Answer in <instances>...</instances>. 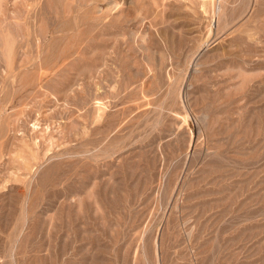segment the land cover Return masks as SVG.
I'll return each mask as SVG.
<instances>
[{
	"label": "rangeland",
	"instance_id": "obj_1",
	"mask_svg": "<svg viewBox=\"0 0 264 264\" xmlns=\"http://www.w3.org/2000/svg\"><path fill=\"white\" fill-rule=\"evenodd\" d=\"M0 264H264V0H0Z\"/></svg>",
	"mask_w": 264,
	"mask_h": 264
}]
</instances>
